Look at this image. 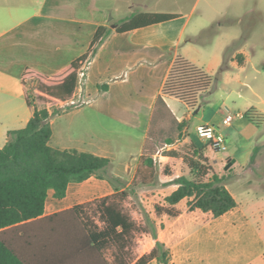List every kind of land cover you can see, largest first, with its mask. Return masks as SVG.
Wrapping results in <instances>:
<instances>
[{"label":"crops","instance_id":"1","mask_svg":"<svg viewBox=\"0 0 264 264\" xmlns=\"http://www.w3.org/2000/svg\"><path fill=\"white\" fill-rule=\"evenodd\" d=\"M167 1L177 9H165ZM183 1L0 0V149L9 141V133L25 128L34 115V106L26 98L25 75H62L88 53L100 27L109 30L72 100L34 104L48 108L51 114L60 111L51 118L52 148L107 158L111 161L108 173L117 180L93 176L83 183H71L63 199L55 198L51 190L43 216L17 225L8 235L29 264H103L64 260L68 242L62 237V228L50 218L130 191L156 101L178 56L213 76L222 95L220 100H209L211 90L202 94L197 113L177 98H165L176 119L187 123L183 143L204 149L214 163L217 152L197 135L196 128L224 127L236 139V150L215 163L225 162L229 173L258 178L240 187L248 198L219 218L200 210L190 212L187 200L181 201L176 206L179 216L158 217L159 238L170 249L173 264H214L219 247V264H264V0H205L198 17L204 0H193L187 10L181 9ZM140 13L179 17L124 34L117 32L123 21ZM253 109L263 118L261 126L245 117ZM227 115L234 117L230 126L223 124ZM162 157L169 164L165 172L172 162L182 161ZM173 180L165 176L160 182ZM151 187H139L136 192ZM173 187L171 193L177 189ZM235 212L239 228L231 238L229 226L220 227L216 222ZM233 239H239L241 247L231 253ZM154 246L151 234L143 233L135 255L139 258ZM74 247L77 252L79 244L72 245L73 251ZM106 258L112 264L111 256Z\"/></svg>","mask_w":264,"mask_h":264},{"label":"trees","instance_id":"2","mask_svg":"<svg viewBox=\"0 0 264 264\" xmlns=\"http://www.w3.org/2000/svg\"><path fill=\"white\" fill-rule=\"evenodd\" d=\"M178 17L170 13H140L123 21L117 32L124 34ZM108 33L107 28L100 27L88 53L72 63L62 75L49 78L27 73L25 77L35 75L39 79V94L49 103L72 100L79 87V70L84 63L91 61ZM213 81V76L184 58L178 56L175 59L162 95L156 101L141 163L130 191L77 206L50 218L62 228V237L68 242L65 249L69 252L64 260L109 264L106 255L111 251L112 264H149L154 260L160 264H173L170 249L159 238L156 221L147 216L146 227H142L123 205L139 187L155 186L156 157L162 149L165 150L163 156L182 160L190 176L182 175L164 184L175 185L177 189L165 198L164 204L155 206L157 217L179 216L176 206L183 200H187L188 211L200 210L211 213L214 218L237 208L238 203L227 188L232 176L216 172L204 149H199L192 142L183 143L187 123L176 119L165 99L177 98L197 113L200 97L210 90ZM26 98L29 105L34 106L32 119L25 128L10 132L9 141L0 149V264H29L8 235L17 225L43 216L51 190L55 198L63 199L71 183H83L93 176L113 182L117 180L108 173L111 161L107 158L52 148L49 145L53 135L51 118L60 111L51 114L46 107H36L27 92ZM245 117L258 126L263 123V118L254 109ZM174 146L177 147L165 149ZM209 146L214 152H219L212 144ZM89 206H95L93 213L101 226L92 222L87 211ZM139 233L151 234L155 246L138 258L131 246ZM74 243L79 244L77 252L75 247L74 251L71 249Z\"/></svg>","mask_w":264,"mask_h":264},{"label":"rangeland","instance_id":"3","mask_svg":"<svg viewBox=\"0 0 264 264\" xmlns=\"http://www.w3.org/2000/svg\"><path fill=\"white\" fill-rule=\"evenodd\" d=\"M193 0H184L181 5L182 10H187L190 7V4ZM204 3L201 4L197 11L196 17H198L200 11L204 8ZM166 7L165 9L170 8L171 10H174V7H171L170 3L168 1L165 3ZM177 9V8H176ZM141 10V9H137ZM111 18V17H110ZM25 84H26V91L30 95L31 99L34 101H40L43 103V106L46 105L48 100L44 98L43 96H40L38 88H39V79L33 75H28L25 77ZM218 84L215 83V79L213 81V84L210 88L211 93L208 94L209 100H214L215 98H218L219 100L222 99L221 91L217 88ZM53 103V102H51ZM221 129H217L220 134H222L227 143L228 150L219 152L215 155L214 163L211 164L214 166L215 170L219 173H229L227 170L228 165H226L225 162L222 164L215 163V161H220L223 158H225L228 154L231 152H234L236 150V139L234 138L232 140L231 135H228V130H226L224 127H220ZM248 134V135H247ZM251 134V132H250ZM249 133H245V135L250 136ZM252 135V134H251ZM227 136V138H226ZM229 136V137H228ZM232 141V143H231ZM180 145V144H179ZM167 149V148H165ZM163 151L164 149L160 150L159 155L156 157V165H157V172H156V178L157 183L154 187L148 188L146 190H139L135 194L130 195L126 201H124L123 205L126 208L127 211L130 212V214L133 216V218L137 221L138 225H141L142 227H146L145 225V217L150 216L152 219H155L156 222H158V217L155 214V206L156 205H162L164 204L165 198L171 193L172 189L174 188L173 185H164L165 183H161L160 179L164 178L165 176H168L170 179H175V177H179L182 175L190 176V172L188 168L183 164V162H172L171 166H169V169L165 172V167L169 164H167L166 160H163ZM230 176L234 177L232 181L228 183L229 189L233 192L237 202L243 200L244 198H248L249 194L246 190H241V186L244 183L252 182L255 179L258 178V176L255 175H245L244 172L240 174V172H233L230 173ZM186 204V201L184 202ZM95 209V206H89L87 208V211L90 212V216L92 218V222L97 223V216L93 213ZM237 212L234 214L227 215L226 217L218 220L216 224L223 226L227 225L230 228L231 238L234 236V234L238 233L239 224L237 222ZM98 224L100 222L98 221ZM161 225L158 224V227ZM143 238V233H139L136 236V240L134 244L131 246L132 251L136 252V249L138 247V240ZM140 245V244H139ZM241 247V243L239 239H233L229 243V251L232 253L233 251H237ZM222 248L219 247L218 250H216V254L214 255L217 262H214V264H219L221 262V252ZM111 251L108 252V256H111Z\"/></svg>","mask_w":264,"mask_h":264},{"label":"built area","instance_id":"4","mask_svg":"<svg viewBox=\"0 0 264 264\" xmlns=\"http://www.w3.org/2000/svg\"><path fill=\"white\" fill-rule=\"evenodd\" d=\"M90 62H86L83 64L82 68L79 70V86L83 84V81L86 77V71ZM73 106H77L78 103L72 102ZM234 117L232 115H227L223 120L224 126H230ZM197 135L207 141L208 143L212 144L213 148L218 150L219 152L227 150V143L225 137L219 133L217 128L212 125H199L196 128Z\"/></svg>","mask_w":264,"mask_h":264}]
</instances>
